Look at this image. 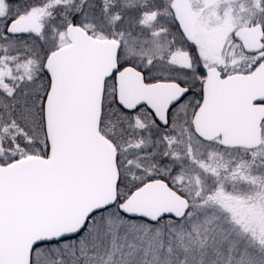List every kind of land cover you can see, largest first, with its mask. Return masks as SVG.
Instances as JSON below:
<instances>
[{
	"label": "snow or ice",
	"instance_id": "obj_1",
	"mask_svg": "<svg viewBox=\"0 0 264 264\" xmlns=\"http://www.w3.org/2000/svg\"><path fill=\"white\" fill-rule=\"evenodd\" d=\"M0 264H264V0H0Z\"/></svg>",
	"mask_w": 264,
	"mask_h": 264
}]
</instances>
